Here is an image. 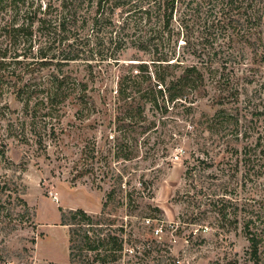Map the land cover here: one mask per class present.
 Returning <instances> with one entry per match:
<instances>
[{
    "label": "trees",
    "instance_id": "obj_1",
    "mask_svg": "<svg viewBox=\"0 0 264 264\" xmlns=\"http://www.w3.org/2000/svg\"><path fill=\"white\" fill-rule=\"evenodd\" d=\"M128 51L136 54L125 63ZM248 54L264 61V0H0V97L12 96L20 104V109L0 104V137L33 144L47 155L48 140L60 139L67 110H74L81 122L93 116L103 120L111 110L116 125L105 139L112 142L109 155L123 166L109 168L102 147L92 152V160H106L104 173L111 175L102 213L94 217L83 209H61L60 225L70 229L71 262L85 249L94 253L88 264H115L122 255V236L104 234L99 227L93 239L89 231L113 224L105 215L116 201L136 209L153 183L139 170L141 154H148L142 146L149 142L154 125L147 107L167 111L172 104L191 111L206 98L217 106L237 103L240 89L233 74ZM229 112L219 109L205 115L207 130L213 135L228 131L235 139L247 140L261 122L263 130L255 142L232 153L239 154L246 175L254 168L263 175L264 107L249 112L245 125ZM4 141L0 140V158L7 166L15 165L6 157ZM205 153L203 165H212ZM184 163L189 178L202 162ZM231 166L235 171L239 164ZM19 167L26 168L23 163ZM139 173L140 189L124 187L126 176L130 188ZM28 211L10 181L0 184L4 239L24 227ZM244 230L249 261L260 264L264 226L255 227L249 218ZM0 264H8L1 250Z\"/></svg>",
    "mask_w": 264,
    "mask_h": 264
},
{
    "label": "rangeland",
    "instance_id": "obj_2",
    "mask_svg": "<svg viewBox=\"0 0 264 264\" xmlns=\"http://www.w3.org/2000/svg\"><path fill=\"white\" fill-rule=\"evenodd\" d=\"M133 54L136 52L125 53L124 62H132L129 59ZM253 60L248 54L233 74L240 89L237 103L217 106L206 98L191 111L172 104L167 111L147 107L154 125L149 142L142 146L148 154H141L139 170L146 171V179L153 183L136 209L116 201L105 215L114 220L113 224L94 226V231H89L91 238L100 228L105 229L104 234L112 231L123 237L124 250L115 264H253L249 261L244 224L251 218L255 227L264 226V174L257 175L254 168L246 175L239 154L232 151H241L247 143L255 142L263 124L258 122L247 140L235 139L228 131L213 135L204 124L205 115L225 109L245 125L250 120L249 112L264 107V61L256 60L252 65ZM97 101L99 104L98 97ZM0 104L20 109L12 96L0 97ZM67 113L58 142L48 140L47 155L33 144L0 137L7 144L6 157L15 164L7 166L0 158V184L10 181L11 188L18 189L29 207L24 227L6 239L0 233V250L8 264H88L94 257L85 249L70 261V229L60 225L61 209H83L94 217L102 213L105 195L111 189V175L104 173L106 160H92V152L102 147L109 168L123 166L113 154L109 155L112 142L105 139V134H114L116 125L111 110L103 120L93 116L84 122L75 119L74 110ZM205 152L214 161L212 165L210 161L208 166L203 165ZM185 160L202 162L193 177H185ZM21 163L24 170L19 167ZM236 163L239 167L233 171L231 165ZM127 178L124 187L141 188L140 173L130 188ZM123 195L121 192L119 197ZM80 240L83 244L84 239ZM260 264H264V245Z\"/></svg>",
    "mask_w": 264,
    "mask_h": 264
},
{
    "label": "built area",
    "instance_id": "obj_3",
    "mask_svg": "<svg viewBox=\"0 0 264 264\" xmlns=\"http://www.w3.org/2000/svg\"><path fill=\"white\" fill-rule=\"evenodd\" d=\"M178 264H181V263H178Z\"/></svg>",
    "mask_w": 264,
    "mask_h": 264
}]
</instances>
